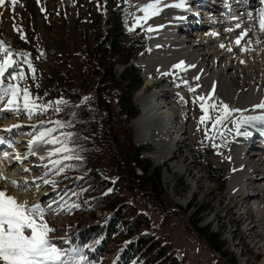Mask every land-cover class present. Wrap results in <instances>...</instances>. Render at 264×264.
<instances>
[{"label":"trees","instance_id":"16d2710c","mask_svg":"<svg viewBox=\"0 0 264 264\" xmlns=\"http://www.w3.org/2000/svg\"><path fill=\"white\" fill-rule=\"evenodd\" d=\"M102 9L100 18L109 25L103 34L68 37L63 50L54 51L44 86L52 107L33 117L66 122L72 133L69 147L80 157L63 162L70 167L57 181L55 200L71 208L67 214L77 218L64 229L62 244L66 249L79 248L85 264H109L108 253L113 256L110 264H183L172 241L158 233L151 215L133 202L138 197L150 200L162 215L159 226L169 224L164 221L172 214L163 207L162 167L135 152L132 120L139 109L134 95L144 78L134 60L147 48V35L128 31V0L112 8L103 1ZM120 65L125 66L122 71ZM57 100L65 103L56 105ZM52 125L41 123L39 131ZM208 167L223 186L226 173ZM191 207L196 208L191 214L196 217L194 226L207 244L222 251L225 243L219 233L200 225L208 207L196 201Z\"/></svg>","mask_w":264,"mask_h":264},{"label":"rangeland","instance_id":"374dc122","mask_svg":"<svg viewBox=\"0 0 264 264\" xmlns=\"http://www.w3.org/2000/svg\"><path fill=\"white\" fill-rule=\"evenodd\" d=\"M103 1L107 2L112 8L117 2L124 0H17L14 7L12 0H5V3L0 5V41L4 42L5 46L13 52L31 54L30 58L36 69L35 79L32 78L27 65H21L24 68L26 79L20 82V86L28 87L33 96L39 97L38 103L48 104L45 98L47 92L44 86L45 79L50 74L54 51H60L68 37L82 39L85 34L100 36L109 27L100 18L101 14H99L103 10ZM208 1L212 2L213 0ZM128 2L130 7L129 28H133V31H143L149 42L151 32L147 30L148 28L146 26H133L131 16L134 0H128ZM193 17L190 18V22L193 21ZM185 24H188V22H185ZM203 24L204 19L201 17L199 25L202 26ZM22 35L25 37L24 39H21ZM149 52L150 47L148 45L137 59L143 69V77L145 71L142 58L148 55ZM41 53L44 55H41ZM0 58H2V54H0ZM13 59L19 62L22 57L14 56ZM124 67L120 65L118 70L122 71ZM12 71L10 69L9 73ZM9 73L5 74V82L16 83V81L11 80ZM154 79L155 86L158 88H163L166 82L173 81L176 89H172L185 88L187 90L184 93H174L171 96V101L174 106L179 104L184 109L185 122L187 123L185 126L188 127V131L184 135V140L178 144L172 157L163 163H159L156 160L157 158L152 157V154L160 151L159 147L150 142H138L136 140L135 125L132 121L134 141L136 147L141 150V157L144 158V154H146L154 165L162 167L161 181L163 190L166 193L163 207L165 212L169 211L172 214L171 218L167 217L164 221L169 222V224L164 227L159 226L163 220L162 215L155 209L150 200L138 197L133 202L151 215L158 227V233L166 235L167 239L172 241L176 254L184 260L183 264H263L264 248L255 245L254 235L249 234L247 231V215H242L252 205L243 204L242 196L235 195L228 188L232 168L229 162L230 148L236 136L233 124L230 121H225L218 132L210 133L214 136L212 140L206 139L205 126L199 123L202 112L198 104L193 103L194 96L205 94L199 88H196L195 93L188 90V87L182 81L186 80L188 85L193 86L185 72L178 71V73L172 74L170 70L157 71ZM145 82L144 77V85ZM177 84L180 86L177 87ZM144 85L139 91L146 93L152 91V87L145 89ZM139 91L134 95L135 104L139 109L138 116L141 112L136 101ZM181 97H183V100H181ZM5 115H7V119L0 118V129H6L16 124L21 125V127L14 129L12 133H0L8 141V143L0 145V148L3 146L0 153L5 149L11 150V147L14 146L17 151H12L18 152L19 155H26L29 151V141L39 131L41 122L52 124L49 122L60 121L64 125L66 123L56 118L48 120L29 119L23 113L13 115L11 112H7ZM33 125L36 128H33ZM51 127H55V125L49 128ZM229 129H232V131H229ZM68 132L65 125L63 128H58L53 135L64 137L62 134ZM253 144L260 145L257 142ZM14 154L16 155V153ZM57 158L54 156L51 159ZM177 162L182 165L179 168L180 170L174 167ZM45 164L51 168L48 160L42 161L34 155H28L27 159L24 160L23 165L26 166V169H30V171L22 173L28 181V188L27 191L24 190L25 194L20 192L22 197L17 199L19 202L27 201L29 204L40 202L46 207L49 203L58 201L55 200V192L59 185L57 181L63 177V173L57 175L54 171L49 172L46 178L55 180L56 185L53 187L52 184H45L40 179L45 176L47 171L43 166ZM209 164L216 173H226V183L223 186L219 183V179L214 178L213 172L209 173ZM1 188L6 189L4 185ZM6 190L9 194L10 191ZM10 195L12 194L10 193ZM244 195H248V192ZM194 201L199 205L208 207V211L204 214V219L200 222V225H209L211 232L219 233L220 240L225 243L222 251H218L217 246L214 248L212 245L207 244L201 232L194 226L193 223L196 217L191 216L196 210V208L191 207ZM53 207L55 208L56 204L53 203ZM67 212L65 210L46 215L47 223L55 229L50 234V238L63 248H65L62 244L64 229L77 221L74 214H67ZM191 249L195 250L198 255L195 260L188 253V250ZM105 258L109 259L110 264L113 256L108 253Z\"/></svg>","mask_w":264,"mask_h":264},{"label":"bare ground","instance_id":"6f19581e","mask_svg":"<svg viewBox=\"0 0 264 264\" xmlns=\"http://www.w3.org/2000/svg\"><path fill=\"white\" fill-rule=\"evenodd\" d=\"M198 1L185 0L184 8L163 7L159 15L147 20L146 23L142 21L143 26L153 29L150 31L151 39L148 42L150 52L142 58L146 81L144 86L145 89L152 87V91L138 92L136 101L141 112L133 122L138 142H150L159 147L160 151L152 154L159 163L172 157L178 144L184 140L188 127L185 126L187 123L184 109L179 104L174 106L171 101L174 93H184L186 89L175 90L173 81L166 82L163 88L156 87L154 77L157 71L170 70L172 74L178 71L185 72L192 86L199 88L205 95L215 85L216 97L230 107L248 109L245 115L260 114L261 110L253 112L251 109L253 105L264 100V33L259 32L256 22L258 10L264 5L260 4V0H238V2L203 0L199 8H203L201 17L204 19V24L191 30L189 23L185 24V22H190L191 16H195L194 19L201 18L194 15L198 10L194 9L195 11L192 12V8H195L193 4ZM149 2L151 0H134L131 16L134 27H140L134 25V18L143 16V12L139 9ZM178 2L179 0H163L164 4L169 5ZM249 12L254 17L251 22L247 18ZM237 23L253 29L245 41L241 42L244 44L247 39H251L252 43L249 46L251 51L241 52L235 45L234 40L241 31L235 29ZM228 28H233L235 31L229 32ZM213 32L219 35L213 37L211 35ZM257 39L261 43H256ZM221 44H225L226 47L221 48ZM228 47L232 48L231 52L227 50ZM241 60L245 63H241ZM181 61L185 66L195 65V67H188L186 71L176 69L174 65ZM197 76L200 77L199 80L195 79ZM238 115L239 113H236L233 117L236 118ZM248 130L252 135L247 138L235 136L230 148L229 162L232 168L228 188L235 195L242 196L243 204L252 205L242 215H247V231L254 235L255 245L264 248V126L258 125ZM60 139L63 140L64 137L60 136ZM254 142L260 145L256 146ZM54 147L60 145L39 143L32 151L35 153L34 157L40 158L47 156L48 151ZM12 150L17 151L12 146L11 150L5 149L0 153V174L23 185L24 181H27L22 175L26 166L23 165L24 160L21 163L15 159L14 153L18 152ZM174 167L179 169L182 165L177 162ZM2 185L12 196L17 199L22 197V193L20 194L24 192L22 187H13L10 183L0 180V187ZM246 192L248 195H244Z\"/></svg>","mask_w":264,"mask_h":264},{"label":"snow or ice","instance_id":"6c2138e0","mask_svg":"<svg viewBox=\"0 0 264 264\" xmlns=\"http://www.w3.org/2000/svg\"><path fill=\"white\" fill-rule=\"evenodd\" d=\"M17 0H12L13 7ZM5 0H0V5H3ZM260 4L264 5V0H260ZM163 7H176L184 8L185 0H179L178 3L169 5L164 4L163 0H151L146 3L139 10L143 12V16L134 18V25L143 26V22L151 19L154 16L160 14ZM248 20L253 21L254 17L251 12L248 13ZM258 23L259 32L264 33V7H260L256 17ZM235 29H241L236 36L234 43L240 49L241 52L251 51L249 47L252 43L251 39H247L244 44L245 38L249 36V33L253 31L252 28H245L241 23L235 25ZM233 28H228L227 31H235ZM129 31H133V28H129ZM148 31L153 29L149 27ZM213 37L218 36V33H211ZM25 37L22 35L21 39ZM256 43H261L259 39ZM221 48H225V44L220 45ZM228 51H232L231 47L227 48ZM0 118L7 119L5 113L11 112L13 115L26 114L29 119H32L37 114H44L52 107L51 103L40 104L38 103L39 97L32 95L28 87H21L20 82L26 79L24 68L21 65H27L28 70L32 74V78L35 79L36 69L30 58V53L13 52L9 47H6L4 42L0 41ZM41 55H44L41 53ZM14 56L22 57L21 61L13 59ZM241 63L245 61L241 60ZM176 69L186 71L188 67H195V65H187L181 61L174 65ZM13 71L9 73V70ZM9 73L11 80L16 83H6L5 74ZM167 74V73H166ZM199 80L200 77H195ZM182 83L188 87V90L192 93L196 92V88L188 85L186 80ZM180 85L177 84V87ZM199 87V85H197ZM183 100V97H181ZM56 105L64 104L65 101L57 100L54 102ZM193 103L198 104L202 115L199 118V123L205 126L206 139L212 140L214 138L210 133L219 131L220 126L224 125L225 121H230L234 128L236 136L249 137L252 133L249 128H255L258 125L264 126V100L252 106L251 111L261 110L258 115H245L248 109H239L230 107L223 100H219L215 95V85L207 95L194 96ZM56 111H60L57 107ZM239 113V115L233 119V115ZM42 124L45 122H41ZM53 123L55 127L45 128L43 131H38L33 139L29 141V155H34L32 151L33 147L39 143H46L51 145L59 144L60 147H54L48 151L47 156H41V160L48 159L51 168L47 164L43 165L47 171L45 176L40 179L45 184L56 185L55 180H48L46 177L49 172H55L57 175L63 173L65 167L70 165H64V161L72 159H80L79 156H74L72 153L74 149L69 147V142L72 137V133L62 134L65 138L62 140L58 136H54L53 133L58 128H63L65 125L60 121L49 122ZM210 125V126H209ZM21 125H12L6 129H0V133L7 132L12 133L14 129L20 128ZM36 128L35 125L32 126ZM199 130V129H198ZM232 131V129H229ZM8 143V141L0 135V144ZM214 147L216 145H213ZM58 157L57 159H51L52 157ZM15 159L18 162H23L27 159V156L21 157L16 154ZM230 159V157H229ZM63 165V166H62ZM30 169H25V172ZM0 180L10 183L13 187H22L27 190L28 181H24L23 185L18 181L0 174ZM39 187V185H37ZM53 203L56 207H53ZM49 203L46 207L40 202L29 204L27 201L19 202L16 197L8 194L6 189H0V264H84L86 257L81 253L79 248L65 249L62 246H58L50 238V234L55 231L54 228L49 226L46 220L48 213H59L65 210L70 211L66 204H62L60 201H54ZM71 207H78V205H71Z\"/></svg>","mask_w":264,"mask_h":264},{"label":"built area","instance_id":"2783aa9c","mask_svg":"<svg viewBox=\"0 0 264 264\" xmlns=\"http://www.w3.org/2000/svg\"><path fill=\"white\" fill-rule=\"evenodd\" d=\"M189 255L191 256V258H193L194 260L198 257L197 253L195 250L191 249L188 250Z\"/></svg>","mask_w":264,"mask_h":264},{"label":"water","instance_id":"95a60500","mask_svg":"<svg viewBox=\"0 0 264 264\" xmlns=\"http://www.w3.org/2000/svg\"><path fill=\"white\" fill-rule=\"evenodd\" d=\"M135 61V60H134ZM137 61V60H136ZM138 62V61H137ZM123 69V68H122ZM134 120V119H133ZM132 120V121H133ZM141 152V150H140V148L139 147H136V153H140ZM144 158H149V156H147L146 154H144Z\"/></svg>","mask_w":264,"mask_h":264}]
</instances>
